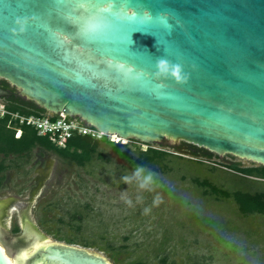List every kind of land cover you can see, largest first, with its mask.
<instances>
[{
	"label": "water",
	"instance_id": "water-1",
	"mask_svg": "<svg viewBox=\"0 0 264 264\" xmlns=\"http://www.w3.org/2000/svg\"><path fill=\"white\" fill-rule=\"evenodd\" d=\"M159 59L186 81L154 76ZM1 80L104 134L264 167V0H0ZM17 240L45 241L27 264H110L28 221Z\"/></svg>",
	"mask_w": 264,
	"mask_h": 264
},
{
	"label": "rangeland",
	"instance_id": "rangeland-1",
	"mask_svg": "<svg viewBox=\"0 0 264 264\" xmlns=\"http://www.w3.org/2000/svg\"><path fill=\"white\" fill-rule=\"evenodd\" d=\"M127 146L132 150L138 147L133 143ZM110 149L104 160L94 159L85 167L34 150L25 171L9 174L11 181L0 195V204L5 206L0 210V245L11 253L7 257L12 263L25 264L16 262L24 243L17 240L14 228L23 229L28 221L47 241L85 249L110 264L136 260L159 264L163 259L171 264H264V217L240 219L234 215L233 205L205 197L190 181L206 178L223 189L255 193L264 190V182L216 166L210 172L207 167H214L209 163L223 166L222 162L257 164L213 154L209 163L205 162L208 165L202 166L163 146L184 160H175L169 164L170 171L159 173L165 184L157 190L163 202L145 215L143 207L152 204L156 193H144L145 203H135V187L120 182L133 165ZM40 173L44 178L35 188ZM169 182L174 185L172 190L167 187ZM127 190L133 199L131 207L121 200V193ZM43 242L38 241L32 251ZM85 243L89 247H84ZM29 250L31 247L26 252Z\"/></svg>",
	"mask_w": 264,
	"mask_h": 264
},
{
	"label": "trees",
	"instance_id": "trees-1",
	"mask_svg": "<svg viewBox=\"0 0 264 264\" xmlns=\"http://www.w3.org/2000/svg\"><path fill=\"white\" fill-rule=\"evenodd\" d=\"M0 88L10 94L9 97L2 99L4 107L12 112L24 116H46L47 112L38 107L31 101L21 98L17 91L11 87L7 82L0 81ZM8 117L0 119V154L4 157H30L34 150L42 153L53 154L59 159L68 163H74L79 167H85L94 159L104 160L108 149L113 148L122 158H126L134 168L138 164H144L152 168L158 173H167L170 171L169 164L175 163V160H184L182 156L168 153L165 150H157L148 148L146 151H141L139 148L130 149L127 145H116L107 140H95L87 136H75L67 140V147L65 149L57 148L47 137L37 135V132L28 126H21V136L15 138V131L8 128ZM162 149V145H160ZM111 150V149H110ZM175 153L183 154L194 158L198 165L205 166L213 158V154L197 148L195 146L180 143L179 146L172 148ZM201 160H198L200 159ZM206 162V163H205ZM208 165V164H206ZM10 166H5L4 170L9 169ZM210 172H214L216 167H207ZM237 171L250 176L264 180V167L238 169ZM191 183L198 189H202L205 197H213L214 199L231 201L238 210L240 216L247 217L249 215H264V194L255 193L250 194L241 190L233 192L229 190H222L214 183H210L208 179H200L198 177L191 178ZM80 218V217H79ZM18 227L14 228V233H18ZM73 244V242H68ZM84 247H89L85 243ZM115 261V259H114ZM116 262V261H115ZM117 263V262H116ZM130 264H146L141 260L133 261ZM159 264H171L163 259Z\"/></svg>",
	"mask_w": 264,
	"mask_h": 264
},
{
	"label": "built area",
	"instance_id": "built-area-1",
	"mask_svg": "<svg viewBox=\"0 0 264 264\" xmlns=\"http://www.w3.org/2000/svg\"><path fill=\"white\" fill-rule=\"evenodd\" d=\"M8 117V128L15 131V138L21 136V126L32 127L38 136L47 137L59 149L67 147V140L75 136H87L95 140H107L116 145H127L133 143L139 150L146 151L148 148L157 150L159 147H153L151 144H145L134 140H124L117 135H109L99 132L96 128L84 124L78 118H72L63 114H48L46 116H24L18 113L8 111L0 99V119Z\"/></svg>",
	"mask_w": 264,
	"mask_h": 264
},
{
	"label": "clouds",
	"instance_id": "clouds-1",
	"mask_svg": "<svg viewBox=\"0 0 264 264\" xmlns=\"http://www.w3.org/2000/svg\"><path fill=\"white\" fill-rule=\"evenodd\" d=\"M127 17H134L135 13L126 14ZM20 23V21H17ZM23 29L21 28V31ZM154 76L167 79H175L178 83L186 81L187 76L183 75V70L179 64H171L165 59H159L156 63V72ZM122 184H126L130 187H135V203L144 204L145 196L144 193H156L153 197L151 205H145L143 207V214L147 215L151 212L152 207L157 206L163 202L162 196L158 193V189H163L165 184L160 177V174L144 164L136 165L131 172H125L120 178ZM168 189L172 190L174 185L170 182L167 184ZM121 200L129 207L133 206V199L129 195L128 190L121 193Z\"/></svg>",
	"mask_w": 264,
	"mask_h": 264
},
{
	"label": "flooded vegetation",
	"instance_id": "flooded-vegetation-1",
	"mask_svg": "<svg viewBox=\"0 0 264 264\" xmlns=\"http://www.w3.org/2000/svg\"><path fill=\"white\" fill-rule=\"evenodd\" d=\"M162 146L169 147L167 145H162ZM171 148H174V147H171ZM30 160H31L30 157H23V158H20V157H7L6 158V157H4L3 155L0 154V195L1 194L3 195L6 186L11 181L9 174H11L13 172H16V173L19 172V173H21V172L25 171L27 169V166H29L31 164L30 163ZM209 164H211L214 167L216 166V167L225 168V169L231 171L233 174H235V175H237V176H239L241 178L247 179V180H250L251 179V180H258V181L264 182L263 179L252 178L250 176H247V175H245V174L237 171V169H234L236 167L238 169L257 168L259 165L258 166H243V165H240L239 163H229V162H222V164H224L223 166H219V165H216L214 163H209ZM5 166H10V168L7 169V170H4V167ZM43 178H44V173H40L38 179L36 180V187L35 188H37L40 185V183L42 182V179ZM209 182L210 183H213L210 180H209ZM220 189L227 190V189H223L222 187H220ZM233 191H235V190H233ZM233 191H231V192H233ZM247 193H249V192H247ZM255 193H263L264 194V190L256 191ZM255 193H250V194H255ZM215 200L218 201V199H215ZM219 201H223V200H219ZM225 202H229L231 205H233V207L235 208V209L233 208L234 209V215L240 216V214L237 212L238 211L236 209L237 207H236V205L233 202H231V201H225ZM11 205H12V203L9 202V205L8 206L10 207ZM4 207H5L4 204H0V210L4 209ZM249 216H252V215H249ZM249 216H247V217H249ZM256 216L264 217V215H258V214H256ZM240 217H241L240 219H244L243 216H240ZM224 219H228V218H224ZM21 231H22V229L19 230V232H18L19 235H20Z\"/></svg>",
	"mask_w": 264,
	"mask_h": 264
},
{
	"label": "bare ground",
	"instance_id": "bare-ground-1",
	"mask_svg": "<svg viewBox=\"0 0 264 264\" xmlns=\"http://www.w3.org/2000/svg\"><path fill=\"white\" fill-rule=\"evenodd\" d=\"M1 247V246H0ZM2 248V247H1ZM43 248V246H41L40 245V247H36V248H34V250L32 251L33 253H31V254H35V253H37V251H39V249H42ZM2 250H3V252L5 253V251H4V249L2 248ZM19 254V253H18ZM20 256L21 257H19L17 260H16V262L17 263H19V261H24V263L25 264H27L28 263V258L30 257V253L28 254V253H26V252H24V253H22V254H20ZM7 257V256H6ZM8 258V257H7ZM8 261L10 262V264H14V263H12L9 259H8ZM39 264H43V262L42 263H39Z\"/></svg>",
	"mask_w": 264,
	"mask_h": 264
}]
</instances>
